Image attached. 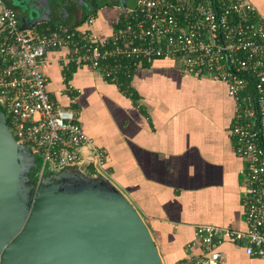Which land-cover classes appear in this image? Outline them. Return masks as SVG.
Masks as SVG:
<instances>
[{"label": "built area", "instance_id": "1", "mask_svg": "<svg viewBox=\"0 0 264 264\" xmlns=\"http://www.w3.org/2000/svg\"><path fill=\"white\" fill-rule=\"evenodd\" d=\"M122 10L111 36L63 24L35 33L22 29L17 12L0 0V105L10 130L41 159L39 177L91 167L94 176L112 180L106 153L77 112L51 101L45 75L51 50L70 48L76 64L112 81L131 79L140 63L161 59L224 83L235 102L230 135L243 162L245 229L195 226V245L204 249L193 261L222 264L218 248L226 242L264 258V14L248 0H136Z\"/></svg>", "mask_w": 264, "mask_h": 264}, {"label": "crops", "instance_id": "2", "mask_svg": "<svg viewBox=\"0 0 264 264\" xmlns=\"http://www.w3.org/2000/svg\"><path fill=\"white\" fill-rule=\"evenodd\" d=\"M87 1L96 4L95 11ZM248 1L264 14V0ZM122 8L113 0H80L78 11L85 16L74 25L57 18L56 9L55 16L31 30L43 33L63 24L111 36ZM18 17L20 27L28 28L26 16ZM91 17L95 22L87 26ZM47 57L51 101L75 110L84 131L106 153L112 181L149 225L164 264H194L203 256V246L195 245L197 225L245 229L243 162L229 132L235 102L224 83L184 74L171 60L142 62L122 82L79 66L70 48L51 50ZM218 250L222 264H264V258L249 257L231 242Z\"/></svg>", "mask_w": 264, "mask_h": 264}, {"label": "water", "instance_id": "3", "mask_svg": "<svg viewBox=\"0 0 264 264\" xmlns=\"http://www.w3.org/2000/svg\"><path fill=\"white\" fill-rule=\"evenodd\" d=\"M27 1L37 15L26 16L27 30L56 10L51 0ZM93 3L85 2L90 11ZM41 164L0 105V264H164L149 225L112 180L83 168L39 177Z\"/></svg>", "mask_w": 264, "mask_h": 264}, {"label": "rangeland", "instance_id": "4", "mask_svg": "<svg viewBox=\"0 0 264 264\" xmlns=\"http://www.w3.org/2000/svg\"><path fill=\"white\" fill-rule=\"evenodd\" d=\"M71 1L74 4V6L72 4L70 5L67 0H59V2H58L59 5H56L54 3H53V5L56 6V9L58 11L57 18L61 19V17H62V20L65 23L74 25L75 23H77L76 21H78L80 19V17H84L85 15H83L81 12L78 11V9L80 7V0H71ZM100 1H106V0H100ZM121 1H123V0H113V3L119 4ZM124 2H126V1L124 0ZM8 3H9V5H12L9 0H8ZM126 3L130 6H134L136 4V0H127ZM29 7L31 9L32 7H34V5L30 4ZM73 7H74V9H73ZM31 10H33V9H31ZM68 12L71 15L68 16ZM84 12H86V11H84ZM52 16H55V14H53ZM57 18H55V19H57ZM59 21H61V20H59Z\"/></svg>", "mask_w": 264, "mask_h": 264}, {"label": "flooded vegetation", "instance_id": "5", "mask_svg": "<svg viewBox=\"0 0 264 264\" xmlns=\"http://www.w3.org/2000/svg\"><path fill=\"white\" fill-rule=\"evenodd\" d=\"M10 1H12V0H10ZM22 1L23 0H16V2H15V3L19 4V5H14L17 13L20 16L22 15V16H30L31 18H37V15H35V13H33V10H31V9H34V7L36 6L35 4H33V1H27V3H24V4H22ZM21 4H22V6H20ZM30 4L34 5V7H32L31 9L29 7ZM30 13H33L34 15L32 16ZM231 129H230V131H231Z\"/></svg>", "mask_w": 264, "mask_h": 264}, {"label": "trees", "instance_id": "6", "mask_svg": "<svg viewBox=\"0 0 264 264\" xmlns=\"http://www.w3.org/2000/svg\"><path fill=\"white\" fill-rule=\"evenodd\" d=\"M223 3H224V2H223ZM51 26H52V25H51ZM73 28H74V27H73ZM120 81L124 82V81H127V80H126V79H121ZM84 170L86 171V173H88V174H90V175H92V176H94V174H95L91 167H85Z\"/></svg>", "mask_w": 264, "mask_h": 264}]
</instances>
